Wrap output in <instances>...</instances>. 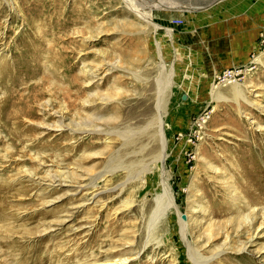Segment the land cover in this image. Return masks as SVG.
I'll use <instances>...</instances> for the list:
<instances>
[{
    "label": "rangeland",
    "instance_id": "1",
    "mask_svg": "<svg viewBox=\"0 0 264 264\" xmlns=\"http://www.w3.org/2000/svg\"><path fill=\"white\" fill-rule=\"evenodd\" d=\"M170 1L0 0V104L4 91L26 98L36 85L25 111L0 123V264H92L109 254L191 264L173 211L148 227L163 181L181 216L197 201L212 218L216 228L205 230L197 208L189 214L199 224L187 227L204 257L218 253L207 264H264V224L238 251L250 208L199 161L233 177L256 169L241 192L264 207V0ZM127 4L184 18L145 25ZM225 71L232 77L213 86L222 81L226 99L215 101L209 80Z\"/></svg>",
    "mask_w": 264,
    "mask_h": 264
},
{
    "label": "bare ground",
    "instance_id": "2",
    "mask_svg": "<svg viewBox=\"0 0 264 264\" xmlns=\"http://www.w3.org/2000/svg\"><path fill=\"white\" fill-rule=\"evenodd\" d=\"M167 1H169L171 3L170 0H167ZM172 3H173V1H172ZM127 7H128V9L126 8V10L129 11V12H132V13L134 12L135 15H137V17L139 19L144 20V24L145 25L153 24V22L155 20L152 17H155V15L157 16L156 18L159 17V18H163V20L166 19V21H168L169 25L171 24V22H170L171 18H174V17H182V18H184L183 17L184 16L183 13H175V12H167V11H159V12L155 13V15L150 17L149 15L147 16V15H144V14H142L140 12H137L138 11L137 9L135 11V9L130 7V6H128V4H127ZM172 7L173 8L175 7V9H177V7H178V9H180L179 6H177L175 4L172 5ZM210 16L203 14L202 17L205 19V18H208ZM161 25H162V27H165L166 30H168V32L171 31V26H163L164 24H161ZM224 25H226V23L221 25V27H223ZM205 28H208V27H205ZM210 28L211 27L209 26L208 29L200 30L201 34H206L207 32L210 31ZM218 29H220V28H218ZM85 39H87V38L84 37L83 40H85ZM258 55L259 56H257L254 59L255 62H260V53H258ZM19 71H22V72L26 73V70L21 68L20 70H18V72H16V75L19 73ZM85 71H87V70L84 69L83 72H85ZM93 75H96V74H93ZM231 77L232 76H229L228 78H231ZM228 78H226L224 81H227ZM216 79H217L216 77H213V78H211L209 80V81H211V91H210L211 99H213L215 101L218 100V99H226V97L223 96L221 92L217 91V88L220 86L222 81L219 82L216 87L213 86L214 85L213 80L216 82ZM227 83L230 84V93L232 94L234 99L243 98L241 84H239L235 79L231 80V81H227L226 84ZM35 86L36 85H32V84L29 86L28 95H27L26 98L25 97L18 98L17 95H16V92L13 90V88L8 89L6 92L4 91V95H5V93H6V95L2 97V99H1V103L2 104H0V123L3 126H5L11 119L18 118L25 111L24 109L27 107L26 99H28L29 94L34 92ZM45 102H47V101H45ZM249 123L255 125L257 122L250 121ZM257 127H261L260 124ZM159 137H160L161 144H162V149H161V151L159 153V157L163 161L164 160V156H165V155H163L164 137L162 135L159 136ZM240 143L241 144H239L238 146L247 145V142H240ZM249 155L250 154H248V153L242 154V155L239 156V160L244 162L245 160H248V159L251 158ZM6 157H8V156L5 155V158ZM161 157H163V158H161ZM202 159L203 158L199 159L201 165L206 166V169L210 170L211 173L215 174V178L217 179V181H219L220 184L223 185V187L225 188L226 195H227L228 199L231 200L232 202L238 201V202L245 203L246 206H247V209L250 208L249 209V212H251L250 215L247 213L246 215L242 216V218H241L242 221H247V224L249 225L248 226V230H247L249 232L248 233V240H247V242L242 243L237 249L238 251L244 250V249H246V244L247 243H253L254 242L253 241V237L256 235L257 230L260 228V226L262 224H264V218L262 220H260V222H258V218L259 217L262 218V216H261L262 212L261 211H263V213H264V210H263L264 207H261V208H259L257 210L254 206H252V203H248V202L244 201L245 200V196L242 195L243 193L241 192V191H243V192L245 191L246 192L247 190L249 191V188L246 187L247 186L246 182H244L243 180L251 178L254 175H257L258 172L256 171V169L254 170L253 168L249 169L248 167H244V168H242V171H241L242 173H240V175L238 177H233L229 173H226L225 170H223V171L220 170L215 165V163H214L215 160H213L212 158L205 157L203 160ZM223 168H226V167L224 166ZM216 175H217V177H216ZM261 179L264 180V176H262ZM235 180H237L236 183H237L238 186L236 185ZM162 186H163V193L160 196H157L156 201H155L156 202L155 203V207H154V209H153V211H152V213L150 215V218H149V223H148L149 229L152 226H155L159 222V220L168 211L169 212L173 211L175 219L178 221V223L180 225V226H178V232H179L181 246L185 249V251H187V253L189 255V261L192 262L193 264H207L208 261L211 258H215L218 255V253L215 254V255L209 256V257H204L200 253L199 246L196 247V242L193 243L190 240H188V229H187V227H189V226L192 227V226H196V225L199 224V223L196 222V219L193 218V214H189V213H193L194 210L197 209V208L199 209V211L203 214V216L205 218V222H204L206 224L205 227H204L205 230L210 231V230L216 228V226L213 223V220H211L212 218L208 217L207 214L204 213V211L202 209V206L200 204H198L197 201H194L191 205H188L187 206V210H186L187 214L184 215V216H181V212L179 210V207L175 206V204L173 203V200H172V198L170 196L171 193H170V184H169V182H166V181L164 182L163 181ZM93 192H95V190ZM258 192L260 193V195L263 196L264 195V188L258 189ZM193 204H195V205H193ZM257 222H258V224L256 225ZM210 238H211V236L209 234H208V236L206 235V242L205 243L209 242ZM208 245H209V243H208ZM224 245L227 246V243H224ZM259 249H261V248H258V250ZM132 251L133 250L131 249L130 253H132ZM134 255H136V254L134 253ZM128 257H121V256L117 257L116 254H109V255L104 256V258L101 261L97 262L95 260L92 264H124L126 262V260L129 259ZM152 258L153 257H151V259Z\"/></svg>",
    "mask_w": 264,
    "mask_h": 264
},
{
    "label": "built area",
    "instance_id": "3",
    "mask_svg": "<svg viewBox=\"0 0 264 264\" xmlns=\"http://www.w3.org/2000/svg\"><path fill=\"white\" fill-rule=\"evenodd\" d=\"M224 73V74H223ZM223 73H221L219 76H218V80L220 79V78H224V77H228L229 75H232L233 73L232 72H230V71H225V72H223Z\"/></svg>",
    "mask_w": 264,
    "mask_h": 264
}]
</instances>
